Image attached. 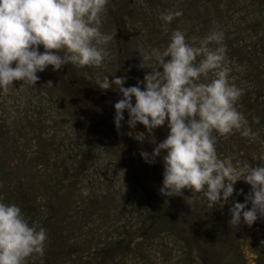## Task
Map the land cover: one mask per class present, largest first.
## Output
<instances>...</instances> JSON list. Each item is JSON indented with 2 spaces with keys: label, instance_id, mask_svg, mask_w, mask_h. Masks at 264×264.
I'll return each instance as SVG.
<instances>
[{
  "label": "trees",
  "instance_id": "1",
  "mask_svg": "<svg viewBox=\"0 0 264 264\" xmlns=\"http://www.w3.org/2000/svg\"><path fill=\"white\" fill-rule=\"evenodd\" d=\"M111 1L116 5L121 0H107L106 5ZM131 1L123 2L128 10L108 6L103 14L114 25L117 45L132 49L138 70L146 74L158 66L142 59L144 52L166 47L173 30H181L186 42L196 46L210 31L223 33L228 81L241 90L237 110H242L254 133L242 137L238 131L234 141L242 147L251 140L256 147L252 152H260L256 142L264 140V0H139L141 9L132 8ZM176 11L181 15L170 23L160 19L161 13ZM126 13L141 24L143 41L133 32L137 42L127 43L131 31L126 30ZM69 72L68 68L62 76L69 78ZM139 78L143 81L141 73ZM205 80L201 76V82ZM18 83L19 96L22 90L37 94L34 85ZM18 100L13 102L19 105ZM9 111L0 113V202L19 206L24 218L42 226L47 235L43 256L29 258L27 264H250L248 252L255 255L256 264H264V247L254 245L264 241V217L258 213L251 226L243 219L236 226L229 222L233 202L244 203L251 193L243 179L235 182L226 202L209 207L202 193L191 189H182L181 195H162L163 177H131L143 197L136 203L131 192L119 194L125 186L118 184L119 179L91 177L95 144L108 145L115 152L110 141L100 142L101 134L94 138L81 128L85 151L69 155L61 151L63 144L49 137L42 122L37 125L33 114ZM249 147L240 150L250 154ZM113 189L118 193L111 194ZM249 208L251 201L245 210Z\"/></svg>",
  "mask_w": 264,
  "mask_h": 264
},
{
  "label": "clouds",
  "instance_id": "2",
  "mask_svg": "<svg viewBox=\"0 0 264 264\" xmlns=\"http://www.w3.org/2000/svg\"><path fill=\"white\" fill-rule=\"evenodd\" d=\"M106 3L107 0H0V90L14 80L35 84L37 73L48 66L56 71L65 64L101 65L107 56L103 45L112 39L100 31ZM179 15V11L164 12L160 19L170 23ZM222 40L223 33L213 30L196 46L186 42L185 34L175 29L166 47L143 54L142 59L158 66L145 74L143 81L124 87V77L109 80L104 76L96 80V85L100 89H118L122 94L114 103V124L118 129L124 110L130 127L135 128L139 122L149 133L167 121L166 138L155 145L151 154L141 152L147 163L162 156V195H181L182 189H191L194 194L202 193L212 207L226 202L235 182L243 179L251 186V193L244 203L233 202L229 222L236 226L243 219L251 226L258 213L264 217V163L241 168L230 157L220 158L215 149L217 137L233 129L243 137L254 135L237 110L241 90L228 81ZM212 44L216 46L210 47ZM41 45L43 52L38 50ZM210 72L212 78L201 82V76ZM134 138L143 141L144 135L136 134ZM249 201L251 208L245 210ZM46 239V230L35 221L29 223L19 206L0 202V264H27L29 258L43 256Z\"/></svg>",
  "mask_w": 264,
  "mask_h": 264
},
{
  "label": "rangeland",
  "instance_id": "3",
  "mask_svg": "<svg viewBox=\"0 0 264 264\" xmlns=\"http://www.w3.org/2000/svg\"><path fill=\"white\" fill-rule=\"evenodd\" d=\"M123 2H128V0H121L120 4L116 3V5L111 1L110 4L108 3V5L105 6L104 10H106L108 6L113 10L115 7L121 5L128 10V7L124 6ZM131 4L132 8L138 7V9H141L143 6L139 0H132ZM126 16L128 19L125 24L126 30L129 29L128 32L131 31V33L128 34L127 43L129 40L130 44L137 42L135 38H133V32L136 34L138 33V38L143 41V39L140 38V36H142L141 24L135 23L127 13ZM100 31L112 36V39L108 41L107 44L103 45L105 49H111L112 51L106 50L107 56L101 65L75 66L66 64L70 69L68 74L69 78L67 76L64 78L58 71H53L52 67L48 66L44 71L37 73L39 79L35 84H32L37 88V94H28L26 90H22V96H19L21 87H17L19 83L17 80H14L12 84L0 90V107H2L0 113L5 109H9V112L14 114L22 113L21 110H27L28 113L33 114L35 120H38L37 125L41 126V122L43 123L49 137L63 144L61 151H67L66 153L69 155L76 150L81 152L85 151V146L80 142L83 138L81 128H86L88 133L95 136L94 138L101 134L98 137L100 142L101 140H105V142L110 141L115 152H112L108 145L105 148L102 144H95L91 154L95 159L94 172L91 177L119 179V185L121 182L125 183V186L120 189L119 194L126 196L131 192V195H134L132 197L134 202L137 203L140 199L142 200L143 197L141 191L139 192V186L134 184L131 177H162V156H157L154 163H147L141 156V152L151 154L155 145L166 138L168 134V128L166 126L167 121L165 125L153 129L151 133L139 122H137L134 131L122 129L120 127L118 129L112 125L113 122L111 120L95 109L94 105H92L94 106L92 107L86 102L83 97V88L88 85V83L97 86V79H103L104 76H109V80H111L113 76H116L125 78L124 87L135 86L138 80L141 81L139 78L140 73L142 77L146 74L138 70L137 56H133L132 49L128 51L125 50L126 44L121 45V47L117 45L114 25L109 19L105 18L103 13L101 14ZM133 47L137 48V46ZM148 50L150 52V48ZM103 64L104 66H102ZM109 64L110 67L108 66ZM211 78L212 73L210 72L208 76H206L205 83ZM69 79H73L74 82H70ZM140 87L143 89L142 83ZM15 98L19 99V105L13 102ZM236 107L238 108L239 105H236ZM30 110H33V113H31ZM241 111L242 110H239L240 113H242ZM97 130H99V133H93ZM129 132L133 135H129ZM237 132V130L233 129L230 134L218 136L219 138L215 144L218 156L220 158L230 157L233 163L241 168L260 166L264 163L261 161V159L264 158V140H259V143L256 142V146L260 149V152H252L251 148L256 147L251 146V140L242 144V147L241 145H236L234 139L239 136ZM140 133L144 135L143 141L134 138L136 134ZM246 144L247 147L250 145L248 149L250 154L245 155V150L243 149V152L240 149L246 146ZM123 146L126 150L125 156H123ZM155 184L156 181L153 179L151 186L153 185L154 187ZM116 192V189L110 191V193L114 195ZM116 198L119 199L120 195H117ZM254 245L258 247L262 245V247H264V241H258ZM248 246L249 244H247V247ZM247 255L249 263L256 264V260H253L255 255L251 252H248Z\"/></svg>",
  "mask_w": 264,
  "mask_h": 264
},
{
  "label": "water",
  "instance_id": "4",
  "mask_svg": "<svg viewBox=\"0 0 264 264\" xmlns=\"http://www.w3.org/2000/svg\"><path fill=\"white\" fill-rule=\"evenodd\" d=\"M38 50L43 52V46H38ZM67 70L68 66L65 64L62 65L60 69H58V72L60 74H65ZM83 96L91 105H94L95 107L101 109L105 116L114 123V103L122 98V94L119 93L118 89H100L90 85H86L83 88ZM123 115L124 119L120 121V128L134 131L135 129L130 127L127 123V110H124Z\"/></svg>",
  "mask_w": 264,
  "mask_h": 264
},
{
  "label": "flooded vegetation",
  "instance_id": "5",
  "mask_svg": "<svg viewBox=\"0 0 264 264\" xmlns=\"http://www.w3.org/2000/svg\"><path fill=\"white\" fill-rule=\"evenodd\" d=\"M68 66V65H67ZM51 67V66H50ZM69 67V66H68ZM56 71H58V70H56ZM59 73V72H58ZM62 75V74H61Z\"/></svg>",
  "mask_w": 264,
  "mask_h": 264
}]
</instances>
